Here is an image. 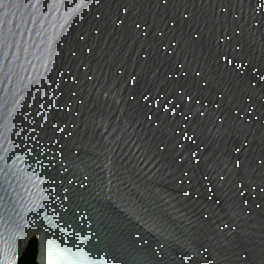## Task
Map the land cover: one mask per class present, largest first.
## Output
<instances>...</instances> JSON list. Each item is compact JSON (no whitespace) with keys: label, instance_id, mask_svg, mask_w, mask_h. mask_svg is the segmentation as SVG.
Masks as SVG:
<instances>
[{"label":"water","instance_id":"95a60500","mask_svg":"<svg viewBox=\"0 0 264 264\" xmlns=\"http://www.w3.org/2000/svg\"><path fill=\"white\" fill-rule=\"evenodd\" d=\"M264 264V0H0V264Z\"/></svg>","mask_w":264,"mask_h":264},{"label":"trees","instance_id":"16d2710c","mask_svg":"<svg viewBox=\"0 0 264 264\" xmlns=\"http://www.w3.org/2000/svg\"><path fill=\"white\" fill-rule=\"evenodd\" d=\"M37 258V238L33 237L29 240L23 255L17 264H36Z\"/></svg>","mask_w":264,"mask_h":264},{"label":"snow or ice","instance_id":"6c2138e0","mask_svg":"<svg viewBox=\"0 0 264 264\" xmlns=\"http://www.w3.org/2000/svg\"><path fill=\"white\" fill-rule=\"evenodd\" d=\"M19 243L23 244L24 240L30 239L27 232H24L19 238ZM37 256H39V238L37 237ZM36 264H39V259H37Z\"/></svg>","mask_w":264,"mask_h":264},{"label":"rangeland","instance_id":"374dc122","mask_svg":"<svg viewBox=\"0 0 264 264\" xmlns=\"http://www.w3.org/2000/svg\"><path fill=\"white\" fill-rule=\"evenodd\" d=\"M34 237V236H33Z\"/></svg>","mask_w":264,"mask_h":264}]
</instances>
